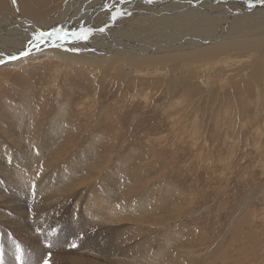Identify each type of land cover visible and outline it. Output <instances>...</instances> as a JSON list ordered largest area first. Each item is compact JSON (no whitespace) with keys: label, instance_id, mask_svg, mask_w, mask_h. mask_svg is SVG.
I'll list each match as a JSON object with an SVG mask.
<instances>
[{"label":"rangeland","instance_id":"obj_1","mask_svg":"<svg viewBox=\"0 0 264 264\" xmlns=\"http://www.w3.org/2000/svg\"><path fill=\"white\" fill-rule=\"evenodd\" d=\"M263 29L258 27L260 32ZM51 52H41L35 61L28 56L26 60L18 58L12 64L0 65V107L1 102L6 106L8 100L10 108L26 109L27 113L19 114L17 120L10 114L12 121L33 132L30 120H38L37 132L42 138L50 117L65 118L66 123L59 125L57 140H61L67 152L50 164L54 166L52 171L38 165L45 170L42 169L43 176L38 174L43 177L42 183L55 182L53 178L59 175L61 166H69L80 150L90 146L88 161L98 164L100 171H117L113 168L116 161L121 163L118 166L125 163V169L120 168L123 174H128L126 179H131L129 191L131 182H139L130 193L134 201L127 213L120 210L127 216L139 215L147 220L141 227L127 225V231L131 229V237L126 231L127 244L136 242L142 252L140 256L126 257V264H264L263 88L241 87L239 80L237 83L229 80L228 84L218 78L207 82L210 88L194 77L214 70L223 60L213 59L205 64L193 60L187 64L186 72L176 73L177 87L169 95L171 84L166 83V72L156 74L153 69L138 72L128 68L125 71L130 75L124 77L125 82L121 78L114 82L99 70L102 63L96 66L98 62L87 55L74 62H63L52 57ZM254 62L251 58L247 63ZM207 88L211 92L206 96ZM98 174L95 176L101 180V172ZM111 176L120 178L121 174ZM83 188L84 192L74 194L67 199L68 203L85 206L94 200L93 197L87 200L89 187ZM141 195L146 203L139 199ZM113 198L119 203L116 195ZM67 211L71 213L70 208ZM162 215L165 220L161 222ZM98 227L102 232V227ZM27 244L24 241L23 248L29 252L36 248ZM91 244L90 258L116 253L114 249L101 248L96 239ZM20 249L9 258L13 260ZM28 262L35 264L30 258Z\"/></svg>","mask_w":264,"mask_h":264},{"label":"bare ground","instance_id":"obj_2","mask_svg":"<svg viewBox=\"0 0 264 264\" xmlns=\"http://www.w3.org/2000/svg\"><path fill=\"white\" fill-rule=\"evenodd\" d=\"M97 3L100 5L95 6ZM261 26L264 27V2L261 0H151V2L149 0H15V2L0 0V65L4 62L14 63L16 59L9 57L13 55L19 57V53L27 47L28 40L38 31L63 29L71 33L91 29V35L86 41L69 36L68 40L60 42V47L42 45L39 50L33 49L28 55L32 57L29 58L30 61L38 59L41 52L53 51L52 57L60 58L63 62H74L87 55L88 58L98 62L96 66L102 63L103 66L99 70L104 76H110L114 82H119V78L125 82L124 77L130 75L125 71L128 68L138 72H147L148 69H153L155 73L166 72L165 78L168 81L166 82V79L165 82L171 84L169 92L171 95L177 87L176 73L186 72V66L190 65L191 61L205 64L214 61L213 59H220L223 60L222 63L214 67V70L207 69V72L198 73L194 78L210 88L212 86L207 82L218 78L224 79L228 84L229 80L234 83L239 80L238 86L264 89V31L258 30ZM101 28L104 31H100ZM28 56L19 58L26 60ZM251 58L255 62L248 64ZM43 76V80L47 79L45 74ZM192 78L190 76V79ZM185 79L188 81L187 76ZM165 82L159 86L164 85ZM210 88L204 92L206 96L211 92ZM2 103L0 107L3 110V119H0V231L3 234L0 232V252L1 255H5V259L1 264H13L15 258L13 257L12 260L9 256L18 248L25 249L27 262L30 258L35 264L41 261L44 264L45 260L48 264H126L124 262L126 257L136 254L140 256L142 251L135 241L127 244V225L135 224L141 227V224L147 220L139 215L126 214L129 204L134 201V198H130L132 196L130 193L139 184L138 181L131 182L133 186L130 185L132 189L131 192L129 191L128 185L131 179L127 180L128 174H123L120 168L126 164L118 166L121 163L116 161L113 168H117V171L111 169L110 172L103 169L100 171L98 164L88 161L89 146L80 150L69 162V166L65 165L67 166L65 168L61 166L62 172L60 168L57 177L52 174L51 177H54L55 182L51 183L52 180L50 182L47 178L48 181L42 183L43 168L51 170L54 166L50 164L67 152L66 147L61 146V140H57L61 132L58 129L59 125L66 123L65 118L57 115L50 117L51 120L47 121L49 126H44L45 132L40 138L37 132L38 120L28 119L34 131L26 130L20 123L12 121L10 115L13 114L16 119L26 109H12L8 100L5 102L6 106ZM13 144H18V147ZM38 165L43 167V170ZM97 172L99 174L101 172L102 178L99 177L101 180L95 176ZM118 173L121 174L120 178L111 176ZM38 174L42 175V178ZM85 186L89 187L87 200L90 197L94 200L85 206L68 203L67 199L74 197L77 192H84ZM115 195L119 203L113 201ZM142 196L144 195L139 199H142L143 203L145 199ZM80 199L78 201L82 202ZM68 208L71 209V213H68ZM122 209L126 213H121ZM159 219L161 222L165 220L163 215ZM156 220L161 223L160 220ZM98 226L102 227V232ZM134 230L132 231L135 232ZM129 231L127 233L131 237ZM79 235H82L81 239ZM93 239L101 243V248L114 249L116 253L96 258L88 257L92 251ZM24 241L29 245H35L36 248L29 252V249L23 248ZM37 244L44 246L38 247Z\"/></svg>","mask_w":264,"mask_h":264},{"label":"snow or ice","instance_id":"obj_3","mask_svg":"<svg viewBox=\"0 0 264 264\" xmlns=\"http://www.w3.org/2000/svg\"><path fill=\"white\" fill-rule=\"evenodd\" d=\"M15 2V0H13ZM151 2V0H149ZM264 2V0H261ZM118 15H123V13H118ZM115 19V16L113 17ZM100 31H104L103 28ZM92 30H81L80 32H67L63 29H53L51 31H38L34 34L32 38H30L27 42V47L19 53V57L28 56L31 54L33 49L39 50L42 45L52 46V47H60V42L68 40L69 36L77 40H87L91 35ZM76 51L78 49H72ZM16 55L10 56V59H18ZM44 264H48V261L45 260Z\"/></svg>","mask_w":264,"mask_h":264},{"label":"flooded vegetation","instance_id":"obj_4","mask_svg":"<svg viewBox=\"0 0 264 264\" xmlns=\"http://www.w3.org/2000/svg\"><path fill=\"white\" fill-rule=\"evenodd\" d=\"M62 20V19H61Z\"/></svg>","mask_w":264,"mask_h":264}]
</instances>
